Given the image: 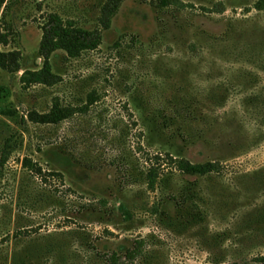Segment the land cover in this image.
<instances>
[{
	"label": "rangeland",
	"instance_id": "1",
	"mask_svg": "<svg viewBox=\"0 0 264 264\" xmlns=\"http://www.w3.org/2000/svg\"><path fill=\"white\" fill-rule=\"evenodd\" d=\"M5 1L21 71L0 69V264H264V0H121L96 51L52 55L53 85L50 15L93 31L110 0Z\"/></svg>",
	"mask_w": 264,
	"mask_h": 264
},
{
	"label": "trees",
	"instance_id": "2",
	"mask_svg": "<svg viewBox=\"0 0 264 264\" xmlns=\"http://www.w3.org/2000/svg\"><path fill=\"white\" fill-rule=\"evenodd\" d=\"M121 0H110L103 7L101 16L98 20L99 26L93 31H86L78 28L72 22H65L58 15H50L48 22L42 27L43 38L39 47V56L44 61L43 79L48 84H56L59 77L52 74L51 57L57 51H64L66 53L65 60L79 59L82 54L96 51L102 44V32L108 31L111 28L112 20L118 14L121 7ZM6 1L0 0V11L5 6ZM174 4L170 0H159L157 8L169 7ZM133 41L138 42L136 37H133ZM9 40L6 36L0 33V45H8ZM118 44L116 43L115 46ZM21 55L18 52L2 53L0 52V69L8 73H19L21 71ZM52 119H42L40 123H54L58 117V113L55 114ZM11 147L5 146L2 151V159L0 161V168H3L7 163L11 154ZM159 160V157L156 158ZM167 160L175 167L177 172L187 176H193L203 178L213 173L220 171V164L215 162H208L205 164H193L186 159H175L170 155H167ZM23 166L32 172L40 173L38 165L34 164L31 160L25 159ZM158 171L152 169L147 174L148 188L155 191L160 180V174ZM61 177V175H58ZM88 207H81L79 212H86ZM141 246V245H139ZM140 247L134 251H130L127 255L128 260H135L140 255ZM112 264H119L120 259L115 254L109 258Z\"/></svg>",
	"mask_w": 264,
	"mask_h": 264
}]
</instances>
